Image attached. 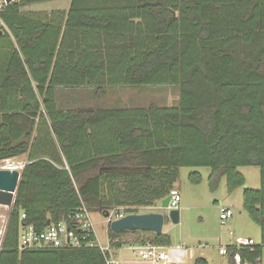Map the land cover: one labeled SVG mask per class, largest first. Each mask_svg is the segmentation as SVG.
Listing matches in <instances>:
<instances>
[{"label": "trees", "instance_id": "obj_1", "mask_svg": "<svg viewBox=\"0 0 264 264\" xmlns=\"http://www.w3.org/2000/svg\"><path fill=\"white\" fill-rule=\"evenodd\" d=\"M14 0L0 35V161L27 154L0 247V264H108L99 247L19 248L22 223L74 222L91 212L157 207L182 167L210 168L246 185L243 208L260 243L228 245L229 264L264 253V0H68V9L26 10ZM179 85L175 106L62 109L60 87ZM191 172L193 184L202 182ZM25 213L26 218L22 219ZM80 234V233H79ZM133 236L132 239H126ZM88 239H95L91 234ZM113 250L171 236L108 229ZM194 264H209L197 257Z\"/></svg>", "mask_w": 264, "mask_h": 264}, {"label": "rangeland", "instance_id": "obj_2", "mask_svg": "<svg viewBox=\"0 0 264 264\" xmlns=\"http://www.w3.org/2000/svg\"><path fill=\"white\" fill-rule=\"evenodd\" d=\"M68 8V0H50L28 5L25 9L50 11ZM179 92L180 86L172 84L110 86L106 87L103 93L98 92L95 87H60L56 90L57 101L62 109L77 107H146L151 104L175 106L179 103ZM27 163V154H24L16 158L0 161V169H17L22 173L23 167ZM237 170L246 177V185L238 187L234 191H229L226 177L219 181L215 190L211 188L209 182L211 170L208 167L181 168L180 178L174 187L182 195V201L177 207L180 211V222L178 224L167 222L163 228L171 236L173 245L192 248L196 257H201V254L206 255L209 264H223L228 256H221L222 254L219 253L221 245L232 244L233 240L238 236L253 238L254 242L260 243L261 229L249 218L243 208L245 187H260V168L257 166H240ZM195 171L201 173L203 177L201 183L193 184L189 180V174ZM220 205H230L234 210L233 217L229 218L225 224L220 219ZM11 208L0 205V231L6 224ZM158 210L156 207H138L139 213ZM92 221L99 242L102 245H107V222L103 213L93 212ZM231 232H233L232 235ZM132 237L127 236L126 239H132ZM201 244H205V247L201 248ZM132 248L125 246L114 250L112 258L119 264H123L121 260L144 261L138 250H132ZM261 264H264V253L261 258Z\"/></svg>", "mask_w": 264, "mask_h": 264}, {"label": "built area", "instance_id": "obj_3", "mask_svg": "<svg viewBox=\"0 0 264 264\" xmlns=\"http://www.w3.org/2000/svg\"><path fill=\"white\" fill-rule=\"evenodd\" d=\"M7 4V0H0V31H3V33L5 31H9V28L2 17V12ZM169 195L172 197L169 208H177L182 200L180 191L177 188H173ZM220 212V219L223 224H225L226 221L234 215V210L225 205H220ZM92 213L93 212L89 209L83 207L75 216L72 224L65 221L59 223L51 222L50 225H47V227L41 231L37 230L32 225L22 223L18 238L19 248L24 250L51 247H99L102 251L109 254L108 264H118V262L112 258V252L114 250L109 245V239L107 245H102L99 242L95 232L94 223L92 221ZM108 213V217L103 214L107 222V234L112 221L123 218L130 212H127L124 208H122L119 212L112 210L108 211ZM21 217L22 219H25V213H23ZM8 219L0 231V247L2 246ZM91 234L95 236V239H88ZM232 234L233 232H231V235ZM236 243L249 245L253 244L254 241L253 239L238 238ZM131 247H133L132 250H138L139 254L143 257L145 264H185L190 257L194 256V250L192 248L183 247L182 245L162 246L147 243ZM200 247L204 248L205 245L202 244ZM219 252L222 255H226L228 253L227 247L221 245ZM237 257L238 264H240V257L238 255Z\"/></svg>", "mask_w": 264, "mask_h": 264}, {"label": "water", "instance_id": "obj_4", "mask_svg": "<svg viewBox=\"0 0 264 264\" xmlns=\"http://www.w3.org/2000/svg\"><path fill=\"white\" fill-rule=\"evenodd\" d=\"M14 0H7L11 3ZM3 31H0V35ZM22 173L17 169H0V205L11 208L15 203L16 192ZM171 195L166 196L160 201V211H151L144 213H129L125 217L114 220L110 223V229L115 233L124 231H147L157 235L163 233L165 223L180 222L179 209H170ZM109 213L104 216L108 217ZM51 220L47 221V225Z\"/></svg>", "mask_w": 264, "mask_h": 264}, {"label": "crops", "instance_id": "obj_5", "mask_svg": "<svg viewBox=\"0 0 264 264\" xmlns=\"http://www.w3.org/2000/svg\"><path fill=\"white\" fill-rule=\"evenodd\" d=\"M22 156V155H21ZM182 201V200H181ZM159 206H160V204L158 205V207H156L157 209H159L158 211H160V208H159ZM225 206H228V205H225ZM228 207H231L230 205L228 206ZM149 208H152V207H149ZM153 208H155V207H153ZM149 212H151V211H149ZM142 213V212H141ZM163 233H166V234H169V233H167L166 231H164L163 230ZM235 235V234H234ZM238 238H246V237H243V236H238V237H236V239L235 240H233V243L232 244H228V245H233V244H236V242H237V239ZM247 239H253V238H247ZM173 245V244H172ZM202 245V244H201ZM205 245V244H204ZM227 245V246H228ZM226 246V247H227ZM131 247V246H130ZM124 248V247H123ZM133 249V248H132ZM220 253V252H219ZM228 257L226 258V260H224V262H223V264H229V255H228V253L226 254ZM221 256H225V255H221ZM120 257H121V255H120ZM196 256H195V252H194V256H192V257H190L187 261H188V264H194V260L197 258H195ZM201 257H205L206 259H208V257L206 256V255H204V254H201ZM122 262H123V264H145V262L144 261H136V260H121ZM236 262L238 263V257L236 256ZM118 264H119V262H118ZM185 264H187V262L185 263Z\"/></svg>", "mask_w": 264, "mask_h": 264}]
</instances>
